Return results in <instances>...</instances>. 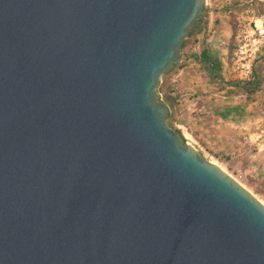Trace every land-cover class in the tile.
Listing matches in <instances>:
<instances>
[{
	"label": "water",
	"instance_id": "95a60500",
	"mask_svg": "<svg viewBox=\"0 0 264 264\" xmlns=\"http://www.w3.org/2000/svg\"><path fill=\"white\" fill-rule=\"evenodd\" d=\"M208 5L0 0V264H264V202L160 89Z\"/></svg>",
	"mask_w": 264,
	"mask_h": 264
},
{
	"label": "rangeland",
	"instance_id": "374dc122",
	"mask_svg": "<svg viewBox=\"0 0 264 264\" xmlns=\"http://www.w3.org/2000/svg\"><path fill=\"white\" fill-rule=\"evenodd\" d=\"M263 13L264 0H209L205 16L209 23L206 37H211L213 33H226L225 28H219L218 24L223 17L230 21L233 33L236 31L235 41L232 35L228 42L215 49L218 52L214 55L220 54L222 58L219 75L211 77V69L200 67L201 64L196 63L194 58V72L198 76L204 73L211 80H208V86L201 85L203 89L197 95H189L186 101L184 96H179L175 88L177 86L168 85L170 74L181 67L179 65L185 61L183 59L163 76L160 89L166 100L170 95L175 98L169 117L171 124L179 128L202 153L233 174L264 202V43L254 54L250 78L241 79L232 71L234 54L240 45L239 32L249 26L250 20ZM202 26L187 39L184 56L192 54L196 34ZM256 32V37L264 39V35ZM201 68L205 72L202 73ZM188 102L201 107L199 117L207 130L205 136L194 134L192 121L198 119L190 114L189 110L192 109L186 107Z\"/></svg>",
	"mask_w": 264,
	"mask_h": 264
},
{
	"label": "crops",
	"instance_id": "0c3cea01",
	"mask_svg": "<svg viewBox=\"0 0 264 264\" xmlns=\"http://www.w3.org/2000/svg\"><path fill=\"white\" fill-rule=\"evenodd\" d=\"M207 24L209 25V23H207V21L205 20V22L203 23V26L199 29V31L196 34V38H195L196 43L194 44V48H193V51L196 52L195 56L190 55V56H187V58L185 57L184 64L181 67L177 68L172 74H170L171 75L170 80H168L169 81L168 85L170 87L177 86L175 88H177V92L179 93V96L180 97L184 96L183 98H185L186 101L189 100L187 98L189 95L191 94L197 95L199 91L203 89L202 86H206V85L208 86V83H209L208 80H211L209 79V77H205L203 73L205 71H203L202 68L200 69L203 73L202 75H200L199 73V76H198L197 73L194 72L196 63L201 64L199 66L204 67L205 69L210 68V64L208 61L210 58L209 55L213 56L215 60L221 62L220 60L222 59L221 55L220 54L219 56L214 55V53L218 52V50L216 51L215 49L220 48L221 45L223 46L222 43L226 41L228 42L233 35V28H231L232 25L230 21L228 20V18L226 19L223 17L221 18V22H218V24H220L219 28L220 26L221 27L223 26L225 28L224 29V32H226L225 34L223 33L214 34L213 33L211 37H206V33L209 27L207 26ZM194 58H196V63L194 62ZM210 72L213 74L211 77L215 78L217 77V75H219V73L213 70H211ZM191 102L194 103L193 101ZM192 103L188 102V104H186V107L192 109V110H189L190 114L198 119L196 121H192L193 122L192 130L194 134L198 136H205L207 134L206 132L207 130H205V126L203 125V123H201L200 117H199L202 109L201 111H199V108L201 107L198 105L196 106L195 104H192ZM203 109L205 111V108ZM191 134L193 133L191 132Z\"/></svg>",
	"mask_w": 264,
	"mask_h": 264
},
{
	"label": "built area",
	"instance_id": "2783aa9c",
	"mask_svg": "<svg viewBox=\"0 0 264 264\" xmlns=\"http://www.w3.org/2000/svg\"><path fill=\"white\" fill-rule=\"evenodd\" d=\"M256 31L264 35V13L250 20L249 26L238 34L240 45L234 54L232 71L241 79H248L252 75L254 54L264 43L262 37H256Z\"/></svg>",
	"mask_w": 264,
	"mask_h": 264
},
{
	"label": "trees",
	"instance_id": "16d2710c",
	"mask_svg": "<svg viewBox=\"0 0 264 264\" xmlns=\"http://www.w3.org/2000/svg\"><path fill=\"white\" fill-rule=\"evenodd\" d=\"M235 36H236V31H235V33H233V41H235ZM232 41V42H233ZM231 42V45L233 44ZM233 47V46H232ZM195 54H196V52L195 51H193L192 52V54H188L187 56H190V55H193V56H195ZM187 56H184V57H186L187 58ZM210 57V58H209ZM209 64H210V68H211V70H213V71H215V72H217V73H219L220 71V67H221V65H222V63L220 62V61H217V60H215L214 58H213V56H210L209 55ZM184 64V62H182L179 66H182ZM174 96H169V97H167V100L170 102V104H171V106L174 108Z\"/></svg>",
	"mask_w": 264,
	"mask_h": 264
}]
</instances>
